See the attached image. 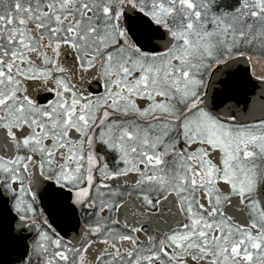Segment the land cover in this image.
<instances>
[{"label": "snow or ice", "instance_id": "1", "mask_svg": "<svg viewBox=\"0 0 264 264\" xmlns=\"http://www.w3.org/2000/svg\"><path fill=\"white\" fill-rule=\"evenodd\" d=\"M0 264H264V0H0Z\"/></svg>", "mask_w": 264, "mask_h": 264}]
</instances>
